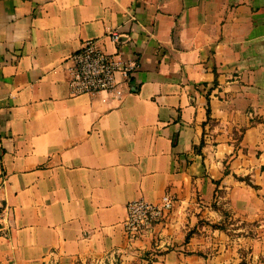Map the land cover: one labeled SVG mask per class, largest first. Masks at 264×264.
<instances>
[{
    "label": "crops",
    "instance_id": "obj_1",
    "mask_svg": "<svg viewBox=\"0 0 264 264\" xmlns=\"http://www.w3.org/2000/svg\"><path fill=\"white\" fill-rule=\"evenodd\" d=\"M88 38L122 94L72 92ZM0 198V264H264V0H0Z\"/></svg>",
    "mask_w": 264,
    "mask_h": 264
},
{
    "label": "built area",
    "instance_id": "obj_2",
    "mask_svg": "<svg viewBox=\"0 0 264 264\" xmlns=\"http://www.w3.org/2000/svg\"><path fill=\"white\" fill-rule=\"evenodd\" d=\"M114 42H119L120 33L110 31ZM69 84L74 93L115 92L122 94L117 74L130 77L134 69L133 62L125 61L118 53L105 50L96 38L85 39L79 48L68 58ZM174 196L166 192L159 201L145 198L133 199L126 205V217L123 220L125 233L130 241L140 233L151 228L154 223L168 215L174 206ZM12 224V209L0 198V235L6 233Z\"/></svg>",
    "mask_w": 264,
    "mask_h": 264
}]
</instances>
